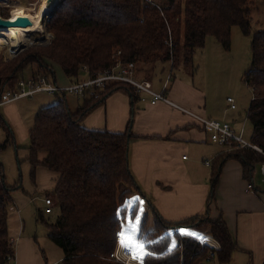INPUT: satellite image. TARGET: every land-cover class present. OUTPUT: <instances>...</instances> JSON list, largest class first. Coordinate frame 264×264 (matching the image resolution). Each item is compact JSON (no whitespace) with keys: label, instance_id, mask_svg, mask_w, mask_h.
<instances>
[{"label":"trees","instance_id":"16d2710c","mask_svg":"<svg viewBox=\"0 0 264 264\" xmlns=\"http://www.w3.org/2000/svg\"><path fill=\"white\" fill-rule=\"evenodd\" d=\"M253 4V0H167L162 5L152 0H61L46 21L47 30L54 35L48 45L23 50L12 58L5 51L6 60L0 50V96L7 89H17L29 64L37 65V72L49 75L51 65L57 64L68 78L78 79L83 69L93 77L117 61L149 63L182 56L186 62L195 49L204 46L209 35L229 49L231 27L237 25L243 34L251 35L250 67L243 77L252 89V98L245 112L252 127L250 141L264 153V0L262 24L251 33ZM59 92L62 96L54 103L37 110L28 131L26 159L31 165V176L38 166L57 176L52 193L59 215L54 222H48L38 211L37 220L46 225L48 237L61 248L63 257L59 264H123L110 254L128 204L138 205V201L131 202V189L142 193L128 158L129 144L137 138L130 123L138 94L132 85L122 82L93 87L72 111L65 91ZM114 92L126 93L130 98L126 129L119 132L83 126L84 117ZM1 125L8 135L6 141L0 142V149H4L14 138L9 125L5 121ZM231 146L234 148L219 153L213 160L211 191L203 214L168 221L151 207L150 228H146L149 215L144 214L138 238L151 242L146 248L153 253L141 258L144 264H202L209 261V251L213 253L212 261L229 264L237 245L222 215L209 216L221 168L225 161L236 160L244 179L252 182L257 164L264 161L263 154L254 149ZM41 153L43 158H39ZM18 188L20 184L6 183L0 162V264L14 261L7 219L12 193ZM201 225L208 226V235L218 241V249L201 247L196 237L178 231Z\"/></svg>","mask_w":264,"mask_h":264},{"label":"crops","instance_id":"0c3cea01","mask_svg":"<svg viewBox=\"0 0 264 264\" xmlns=\"http://www.w3.org/2000/svg\"><path fill=\"white\" fill-rule=\"evenodd\" d=\"M145 65L141 70L143 77L135 78L149 82L155 92L164 91L165 96L179 107L162 101L151 104L148 94L145 93L144 97L142 92L137 93L140 99L136 102L142 103L139 102L137 111H134L130 126L137 138L130 142L128 150L129 167L142 192L137 193L136 196L145 202V214L149 215L153 207L163 219L168 221H179L203 214L211 191L213 160L219 153L227 150V146L214 144L208 133L185 110L210 119L227 121L236 131L239 129V123L227 120L210 110L202 87H195L176 79L169 88L167 84H162L161 87L153 85L147 77L149 66L147 63ZM136 75L139 76L135 72L134 76ZM80 104H72L70 110L75 111ZM3 106L7 113L10 107L14 109L17 104L10 102ZM129 110L126 93L114 92L106 98L103 105L95 107L85 116L81 124L90 129L121 132L127 127ZM7 114L9 116V113ZM16 115L19 117V114ZM27 154L26 150V157ZM36 169H40L39 171L45 175L43 179L38 177L39 187L36 186V190L38 188L52 195L56 174L43 166H38ZM42 169L47 172H42ZM256 175L259 179L256 171L252 181L253 188L249 189L250 182L244 179L241 164L233 159L225 161L215 186L214 200L209 205L210 218H216L221 214L237 245L230 264H235L232 258L240 253L244 255V264H264V188L255 186ZM46 194L39 199V196L32 192L28 202L37 204L38 201L46 208L44 200L50 198L52 206L53 198ZM19 195L12 193L13 202L7 219L10 240L14 243L13 264H48L47 258L42 262L32 238L24 232L22 222L20 221L17 231L15 225L13 226L14 213H19L22 206ZM34 207L33 214L36 220L38 211L42 214L41 210L44 207L40 205ZM17 217L19 219V214ZM135 256L137 257V254ZM62 257L63 253L50 264L59 263ZM139 259L142 261L141 258ZM206 262V264H215L212 260Z\"/></svg>","mask_w":264,"mask_h":264},{"label":"rangeland","instance_id":"374dc122","mask_svg":"<svg viewBox=\"0 0 264 264\" xmlns=\"http://www.w3.org/2000/svg\"><path fill=\"white\" fill-rule=\"evenodd\" d=\"M158 5H162L167 0H152ZM254 4L251 9V33L257 30L262 24L263 20V12H262V0H253ZM61 2V1H60ZM23 6L27 13H33V10L37 8L41 4L40 0H0V18L9 19L11 18V11L15 9L13 5ZM49 19V16L43 17L41 20V30L35 31L30 36L32 37L33 43L25 48L17 51L16 53L10 52L7 46L0 45V50L3 55V58L6 60L14 57L18 53L23 50L33 48L35 46H44L48 45L53 39L54 35L49 32L46 28V21ZM44 30V31H43ZM1 35V34H0ZM39 35V36H38ZM46 35V39L42 37ZM250 37L251 35H245L242 33L239 26L234 25L231 27L230 32V47L229 49L223 48V46L213 37L207 36L205 39V44L202 48L195 49L192 58L189 61H184L181 57L179 59L171 60H157L154 59L151 62L147 63L149 66V73L147 75L148 79L152 81L153 85L160 86L162 84H167L168 88L170 84L176 79L181 80L182 82L191 84L195 87H202L206 94L207 107L212 109L214 112L224 116L227 120L232 122L239 123V131L243 128L242 136L246 140H250V136L252 134V127L250 122L246 118V108L252 98V89L251 87L244 81L243 74L250 67ZM41 38V39H39ZM44 40V41H43ZM5 51L8 57L5 56ZM172 57V56H171ZM174 64H173V63ZM137 67L135 72L139 74V76L134 77H143L141 76V70H143L146 63L135 62ZM142 64V66L139 65ZM139 65V66H138ZM52 72L51 74L39 73L37 65L29 64L25 67L23 71V77L20 80L26 79H34L38 76H43L47 81L52 84H56L61 88H65L67 86L73 85L79 81L88 80V72L86 70H82L78 79L68 78L62 69L57 65H51ZM39 73V74H38ZM82 73H86L87 75H83ZM83 76V77H81ZM137 78V79H139ZM19 82V81H18ZM18 86V85H17ZM166 87V86H165ZM8 90V89H7ZM88 90L87 92H90ZM86 92V95L88 94ZM136 93H140L135 91ZM128 97L129 108L130 106V98ZM62 96L60 92L47 93V92H37L32 96H26L19 98L13 102L17 104L16 107H10L7 111L9 116L4 111V106L0 108V142L6 141L8 138L7 132L1 125V122H6L12 133L14 141H11L7 144L6 148L0 149V162L3 165L5 181L9 185H17L20 184V188L14 190V193H19L21 197V205L19 213H14V221H12L13 226L15 225L16 231L18 230L20 221L24 225V232L28 233V235L32 238L34 245L39 253V256L42 262L45 259H48V264H50L54 259L58 257V255L62 254V250L60 247L55 245L50 238L48 237V229L45 224L40 222L39 220H35L34 217V206L44 207L42 204H37L35 202H28L29 195L34 192L39 199L44 197L47 193H44L42 190H39L36 186H38V177L43 179L45 175H43L39 170H35L34 177L30 174V164L26 159V147L29 144L28 131L33 125L34 116L37 110L42 106H48L54 103L57 100V97ZM145 97V93H143ZM64 97L70 108L73 106L72 104H80L82 102L81 97H78L72 92L66 91L64 92ZM227 97H231L234 100V104L236 108L234 110L229 109L228 102L226 100ZM140 99V98H139ZM142 103L141 101H139ZM139 102H136V106L134 107V111H137ZM105 103V102H104ZM103 103V104H104ZM42 104V106H39ZM101 104V105H103ZM129 110V112H130ZM19 114V117L16 115ZM4 114V115H3ZM216 117V116H214ZM20 118V119H19ZM217 119H220L218 116ZM4 121H3V120ZM132 121L130 123V126ZM217 146L218 143H214ZM234 147L227 146V150H230ZM44 153H41L39 158H43ZM45 170L42 169V172ZM47 172V171H45ZM46 174V173H45ZM255 186L259 188H264L262 185L260 178L258 179L256 175ZM48 195V193L46 194ZM50 195V196H49ZM49 197L53 198V205L51 206L52 212L46 213L45 207L42 211V216L48 222H54L59 215V206L56 201L55 195L52 193L49 194ZM137 193L131 189V198L137 197ZM131 202L132 199H131ZM144 206L145 202L141 200L139 197L138 205L136 204L131 212L134 214L137 211L140 212V222L138 225V229L140 227V223L144 218ZM41 208V209H42ZM11 213V212H10ZM129 209H127L126 213L121 220V230L122 225L126 223L125 217L128 215ZM19 214V219L17 215ZM18 219V221H17ZM134 219V215H133ZM152 217L151 213H149V219L146 224V228H150L152 226ZM194 229L198 230H190L191 232L198 233L200 235L207 234L209 232L208 226L201 225L195 227ZM139 233V230H138ZM185 235L186 234H182ZM191 235H189L190 237ZM210 236V235H208ZM193 237V236H191ZM200 245V244H199ZM117 246V245H116ZM128 250V249H127ZM129 251V250H128ZM139 249L131 250L132 254H139ZM131 259V258H130ZM235 261V264H244V255L238 254L234 255L232 258ZM214 261V260H213ZM131 262L136 264H144L142 262L136 261L135 259H131ZM204 261L202 264H206ZM218 264L217 262H212ZM55 264H59L58 262ZM230 264V263H229Z\"/></svg>","mask_w":264,"mask_h":264},{"label":"built area","instance_id":"2783aa9c","mask_svg":"<svg viewBox=\"0 0 264 264\" xmlns=\"http://www.w3.org/2000/svg\"><path fill=\"white\" fill-rule=\"evenodd\" d=\"M136 67L137 64L135 62L122 63L120 61H117L115 65L109 70L96 74L93 77H88V80L79 81L65 88H61L56 84L50 83L43 76H38L36 80L34 79L19 80L17 89L14 90L8 89L2 93V95L0 96V107L7 103L13 102L19 98L32 96L37 92L54 93V92L66 90L74 93L78 97H83L86 94V92L92 89L93 87L102 88L106 84L117 83V82L128 83L134 87L135 91L148 94L150 96L151 104H154L158 101H162L172 106L179 107L173 102H171L165 96L164 91L155 92L154 90H152L149 82L137 80L134 77ZM90 92H88V94H90ZM141 100H143V98ZM226 100L231 109H234L236 107L233 98L227 97ZM185 112L189 113L194 117L197 124L205 132L208 133L209 138L212 142L226 146H231L232 144H234L236 145V147H240V148H251L262 153L264 156V153L258 146L253 144L250 140H246L243 138L242 136L243 128L240 129L239 131H236L227 121H220L216 119H210L207 117L195 115L191 112H188L187 110H185ZM256 171L259 175L262 185L264 186V161L257 164ZM251 188H253L252 182L249 183V189ZM44 202L46 205L45 212L50 213L52 210L51 199L45 198ZM120 233H121L120 229H117L115 231L117 246L115 245L114 251L110 254L111 258L123 264H136V262L135 263L131 262V259H135L136 261L140 259L136 258V256L132 254L130 250L128 251L125 247L122 246ZM202 237H205V239L197 238V241L201 247H203L204 245H208L215 249H218L220 247L218 241L212 236H202ZM211 258H213V253L212 251H209V255H208L209 261H211Z\"/></svg>","mask_w":264,"mask_h":264},{"label":"bare ground","instance_id":"6f19581e","mask_svg":"<svg viewBox=\"0 0 264 264\" xmlns=\"http://www.w3.org/2000/svg\"><path fill=\"white\" fill-rule=\"evenodd\" d=\"M41 4L33 10V13H27L23 6L13 5L15 9L11 11V18L26 16L31 21L29 26H10L0 28V31L6 30L5 34L0 35V45L7 46L10 52L17 51L33 43L30 36L35 31L41 30V20L48 14L60 0H40ZM44 31V30H43ZM39 36V35H38ZM46 39V35L42 37ZM41 39V38H39ZM44 41V40H43ZM141 262L140 260H138Z\"/></svg>","mask_w":264,"mask_h":264},{"label":"snow or ice","instance_id":"6c2138e0","mask_svg":"<svg viewBox=\"0 0 264 264\" xmlns=\"http://www.w3.org/2000/svg\"><path fill=\"white\" fill-rule=\"evenodd\" d=\"M133 202L137 201L139 198L138 197H133L131 198ZM135 203L128 204V209L129 213L125 217L126 223L122 225V230L120 233L121 236V244L123 247H125L128 250H133V249H139V254L137 255L136 258H142L143 256L147 255H153V253L147 251L146 244L151 243V242H144L138 238V225L140 222V212L137 211L136 213H132L131 209L135 207ZM134 215V219H133ZM178 231L181 234H186V235H191L195 236L200 239H205V237L200 236L198 233L191 232L188 229H178ZM175 243V242H173Z\"/></svg>","mask_w":264,"mask_h":264},{"label":"water","instance_id":"95a60500","mask_svg":"<svg viewBox=\"0 0 264 264\" xmlns=\"http://www.w3.org/2000/svg\"><path fill=\"white\" fill-rule=\"evenodd\" d=\"M61 1V0H60ZM60 1L54 6V8L45 16H51L56 9V7L59 5ZM31 25V21L26 16H20L18 18L14 19H2L0 18V28H7L10 26H29Z\"/></svg>","mask_w":264,"mask_h":264},{"label":"flooded vegetation","instance_id":"af4514ba","mask_svg":"<svg viewBox=\"0 0 264 264\" xmlns=\"http://www.w3.org/2000/svg\"><path fill=\"white\" fill-rule=\"evenodd\" d=\"M11 16V15H10ZM6 33V30H4V31H0V34L2 35V34H5Z\"/></svg>","mask_w":264,"mask_h":264}]
</instances>
